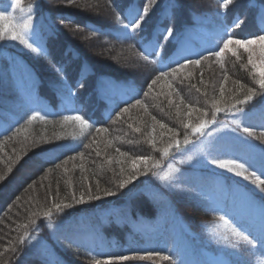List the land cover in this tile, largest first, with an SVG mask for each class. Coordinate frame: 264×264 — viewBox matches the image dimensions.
Returning <instances> with one entry per match:
<instances>
[{
	"label": "trees",
	"instance_id": "obj_1",
	"mask_svg": "<svg viewBox=\"0 0 264 264\" xmlns=\"http://www.w3.org/2000/svg\"><path fill=\"white\" fill-rule=\"evenodd\" d=\"M144 2L22 0L23 7L34 6V32L42 37L47 56L37 57L19 41L7 37L0 40V174L4 176L0 180V264H95L96 260L103 264L105 258H99V253L147 230L156 207L137 189L157 168L151 167L153 162L160 166L177 151L173 147L165 156L156 150L174 142L169 129L175 130V139L182 146L186 132L189 142L200 136L191 134L184 123L197 124L202 116L209 125L231 111L252 110L264 102V90L254 83L243 50L239 60L228 54L221 66L210 57L200 66L188 65L179 75L164 77L148 89L160 71H170L185 58L207 55L209 43L224 30L246 36L264 28V0H232L227 9L221 7L222 0H157L145 32L125 38L116 23V13L126 14L129 4L137 8ZM10 4L11 0H0V10L26 18V13L14 11ZM65 16L75 23L61 25L60 18ZM237 19L244 21L239 28L233 27ZM166 26L174 27L175 39L162 51L158 49V55L152 54L147 41ZM184 44L190 52L174 58ZM143 48L149 61L139 55ZM62 77L74 95H69ZM237 81L245 88H256L257 95L233 108L235 99H243L244 94ZM107 87L112 94L104 92ZM133 88L135 92L125 98ZM136 100L144 106L131 107L117 117L122 108ZM213 100H220L223 109L215 116ZM187 105L202 111L189 116ZM33 111L47 119L28 123ZM77 113L88 120L89 127L82 129L79 122L63 120V116ZM121 152L128 155L121 156ZM136 157L151 159L147 164L138 163L141 174L119 188V180L132 170L131 158ZM29 166L31 170L26 172ZM121 168L125 169L123 175ZM89 188L93 193L99 188L102 199L90 201L85 195L82 204L72 201L73 194L79 198ZM104 189L116 195L104 197ZM61 202L73 207L62 212L53 209L51 217L44 216L48 208ZM113 264L153 263L130 260Z\"/></svg>",
	"mask_w": 264,
	"mask_h": 264
},
{
	"label": "rangeland",
	"instance_id": "obj_2",
	"mask_svg": "<svg viewBox=\"0 0 264 264\" xmlns=\"http://www.w3.org/2000/svg\"><path fill=\"white\" fill-rule=\"evenodd\" d=\"M224 32L211 42L210 50L216 49ZM257 33L264 34V29L237 37L251 38ZM253 47L256 48L254 59H258L259 47ZM134 92L133 88L124 97ZM244 126L251 127L255 136L244 133ZM213 158L238 159L246 166L251 165L258 174L264 169V102L251 111L236 110L213 120L196 140L169 155L137 189L149 195L157 209L152 211L148 231L123 239L101 252L99 257L158 252L172 256L176 264H264V246L253 248L241 243L233 248L223 238L229 236L233 242L237 239L231 234L232 223L226 224L219 217L229 218L239 228L259 238L253 222L256 214L262 217V213L256 210V205L252 206L255 216L243 209L239 187L232 182L216 181V176L225 175L236 184L239 182L243 196L251 194L264 199V194L249 180L210 164ZM168 165L179 171H173L169 179L161 180L160 176L168 171ZM29 170L30 166L25 168L26 172ZM248 201L252 202L251 199ZM137 260L170 264L155 255Z\"/></svg>",
	"mask_w": 264,
	"mask_h": 264
},
{
	"label": "snow or ice",
	"instance_id": "obj_3",
	"mask_svg": "<svg viewBox=\"0 0 264 264\" xmlns=\"http://www.w3.org/2000/svg\"><path fill=\"white\" fill-rule=\"evenodd\" d=\"M68 2L74 3L75 0H68ZM157 0H145L141 7L134 8L130 4L126 9V14H122L121 12H117L115 16L116 23L120 26L123 30L122 35L125 38L135 37L136 35H140L145 32L148 20L150 18V13L153 7L156 5ZM232 3V0H222L221 7L227 9L228 6ZM111 7L115 8V5H111ZM10 7L15 11L19 9L21 13H26V18H18L14 15L13 12H9L7 9L0 10V40H4L6 37L13 41H19L25 48L30 50L31 53H34L37 57H46L47 51L43 43H41L42 37L34 32L33 28V17L31 13L33 12V5L29 4L26 8L22 5V0H11ZM75 23L70 17H61L60 24L68 27L69 25ZM244 21L237 19L233 22V27L239 28ZM79 27V25H77ZM143 39V37H142ZM172 39H175V29L172 26H166L163 32L155 33L151 39L147 41L146 47H150L152 49V54L158 55L159 50H163L166 43L171 42ZM256 45L259 47L260 55L258 59H254L256 56V48L253 46ZM240 49H243L245 53H247V65L251 66V73L253 81L256 85L259 86L260 90H264V34L257 33L251 38H238L232 32L225 30L223 36L221 37L220 41L217 43L216 49L209 50L207 55H198V58H185L183 63H177L175 68H170V71H160L158 75L155 76L148 84L149 91L152 89V86L157 84L164 77H168L169 75L176 76L179 75L188 65L192 66H200L202 61L209 60L210 57H214L216 62L223 66L225 62V57L228 54H231L232 57H235L237 60L240 59L241 53ZM139 55L145 60L149 61L150 56L146 51V48L141 49ZM153 63L155 61H152ZM58 72H63L62 68L57 69ZM190 76L191 73H188ZM224 79L227 80V75L225 74ZM62 81L68 87L69 95H74L72 92V86L67 85L66 80L62 77ZM238 83L239 82H235ZM77 84L80 87H83L79 81ZM193 87H195L193 85ZM239 89L244 90L243 99L236 98L234 104L232 105L235 108L236 105H243L247 104L249 101H252L253 98L257 95V89L254 87H247L245 88L244 84H239ZM199 91V89H197ZM221 97L224 93V88L221 86L220 88ZM147 95V93H145ZM220 100H213L212 108L214 109L213 116L216 113L223 111L220 107ZM136 106H144L141 100H136L135 104H130L128 107H124L117 113V117L119 118L124 113L129 111V108L136 107ZM189 112L188 115H191V112H201L200 108H195L192 105H187ZM237 111H242V109H237ZM203 115H207V113H203ZM46 120L47 117L42 115L39 111H33L31 115L28 117V123H31L33 120ZM155 119V117H153ZM64 121H75L79 122L83 128L89 127L88 120L85 119L83 115L79 113L74 115H65L63 116ZM159 123V121H157ZM208 121L200 117V122L197 124H193L191 121L184 123L183 127L185 129H190L191 134H198L202 133ZM239 127V123H237ZM161 127H166V125L161 124ZM19 131V129L17 130ZM97 131H104L106 132L107 129H97ZM136 131H139L137 128ZM170 132L173 133V141L170 142L166 147L162 149H156L157 151L162 152L163 155L167 156L169 154V150L173 147L179 149L181 147V142L178 139H175L176 132L174 129H169ZM242 131L249 136H255V132L251 127L244 126ZM189 133L186 132L184 136V144L189 142L188 140ZM153 148L156 147L155 141H151ZM88 147V145H85ZM119 151V149H117ZM83 156V153H80ZM99 155V152H97ZM121 156H127V153L121 152ZM132 159V170L128 172L125 178L119 180L118 187L123 189L127 185L131 184L137 177L141 174V171L137 168L138 163H145L147 164L150 157H136ZM64 163H67L65 161ZM210 164L216 166L220 169H225L228 172L234 173L238 177H243L245 180H249L252 185L261 193L264 194V169L258 172L251 168V165L246 166L245 163L240 162L238 159H218L213 158L209 161ZM59 166V165H58ZM151 167H159V162H153ZM11 167L8 168V171L11 172ZM121 174L123 175L125 172L124 168H121ZM148 168L146 167L143 172L146 173ZM173 171H179L178 169H173L171 165H168V171L165 172L163 175L160 176L161 180H167L170 178V173ZM4 176L0 174V180H3ZM85 195H87L88 200H100L102 196L100 195V190L97 188V192L93 193L91 189L84 193L82 192L77 198L75 194L72 196V201L75 204H82L85 202ZM116 195L111 189H104L103 196H114ZM72 203H55L52 207L48 208L44 212L45 217H51L53 209L58 212H62L64 209L72 208ZM221 221L224 223H232L231 234L235 236L237 239L233 242L231 237L224 236L223 238L231 244V247L237 248L241 243H244L248 246L255 247L256 245L264 246V215H262V224H261V233L260 237L257 238L252 236L251 233L245 232L243 229L239 228V226L235 225L234 222L230 221L229 218L225 216L219 217ZM22 227L27 228V225H22ZM71 243V240H69ZM153 255L158 256L161 260L170 261V264H176L175 259L170 255H162L161 253H146L145 255H110L107 256L106 259L103 261V264H113L115 261H130L135 259H147L152 257ZM95 264H102L101 260H96Z\"/></svg>",
	"mask_w": 264,
	"mask_h": 264
}]
</instances>
